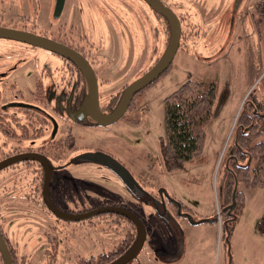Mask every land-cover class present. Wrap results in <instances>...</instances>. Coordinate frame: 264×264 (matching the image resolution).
I'll use <instances>...</instances> for the list:
<instances>
[{"label":"rangeland","instance_id":"obj_1","mask_svg":"<svg viewBox=\"0 0 264 264\" xmlns=\"http://www.w3.org/2000/svg\"><path fill=\"white\" fill-rule=\"evenodd\" d=\"M162 1L181 20L179 46L167 71L143 89L137 107L114 122H70L75 148L52 169L47 183L48 198L57 209L89 215L63 217L43 207L28 189L16 188L10 195L2 192L10 184L0 187V229L21 264L50 259L52 264H75L110 250L132 227L130 214L140 221L143 237L135 251L114 264H264V235L257 228L264 187L236 184L242 205L229 222L228 236L219 217L237 115L242 107L264 113L253 110L256 98L262 101L264 95L256 87V72L264 67V42L255 27L259 0ZM53 3L0 0V20L19 24L23 19L28 26L66 33L89 46L100 103L143 73L166 47L169 29L144 0H65L57 18ZM4 43L0 40V46ZM10 56L3 70L15 68L0 89L11 94L5 83L13 82L24 97L34 88L39 67L58 62L56 55L39 48ZM195 77L217 83L202 160L168 170L164 98ZM256 122L260 133L253 140H264V120ZM177 200L189 210H174ZM107 207L112 209L103 210Z\"/></svg>","mask_w":264,"mask_h":264},{"label":"flooded vegetation","instance_id":"obj_2","mask_svg":"<svg viewBox=\"0 0 264 264\" xmlns=\"http://www.w3.org/2000/svg\"><path fill=\"white\" fill-rule=\"evenodd\" d=\"M153 12H155V15L160 14L154 10ZM0 26L45 36L71 46L88 60L96 74L99 87L91 48L85 46L81 41L71 37L70 39L66 33L45 28L38 29L35 27L36 24L33 23H30L29 27L23 19L19 24H11L0 20ZM0 40L5 41L0 46L1 50L5 51L4 54L0 55V57L3 56V59H0V83L4 82L7 72L15 68V66L10 67L4 71L5 61L20 49L24 51L43 49L47 53L56 55L58 61L55 62V65L45 63L39 67L35 86L30 89L25 97L13 82L5 83V87L9 89L11 94H5L0 89V187L4 188L7 184L11 185L10 190L5 191L3 189L2 192L4 194H14L16 188L20 190L23 188L28 189L30 192L27 194H32L34 197L38 196L43 204L42 206L49 209L43 199L45 172L48 169V183L52 169L58 167L59 162L64 160L68 152L71 151L68 150L69 144L67 141L71 133L72 125H70V122L73 124H84L85 122L95 124L87 113L85 104L88 93L87 82L81 70L59 54L13 38L0 37ZM21 44L24 47H21ZM79 102L80 104H78ZM81 108L84 109V117L79 118L78 114ZM102 110L107 112V109ZM85 117L88 121H84ZM58 140L60 141L53 143ZM54 144L57 147L60 144L63 151L57 157H53V154H51ZM22 154L27 156L21 157ZM38 156H44L48 161V165L46 166L41 162L37 158ZM36 199L35 202L38 200ZM91 208L95 210V207L92 206ZM111 209L107 207L103 210ZM0 233L7 245L12 262V254L15 253L14 248L8 243V239L1 229ZM8 244L12 247V250ZM0 257L2 264L1 253Z\"/></svg>","mask_w":264,"mask_h":264},{"label":"trees","instance_id":"obj_3","mask_svg":"<svg viewBox=\"0 0 264 264\" xmlns=\"http://www.w3.org/2000/svg\"><path fill=\"white\" fill-rule=\"evenodd\" d=\"M255 14L256 33L258 38L264 42V0L257 2ZM157 16L162 17L169 29L167 19L162 14H157ZM166 71L167 69L161 75ZM258 77L256 87L263 89L264 92V67L256 72V78ZM124 87L101 102L102 109H107V112L112 111ZM143 89L133 96L127 109H133L141 103L140 95ZM216 94L217 83L215 79L195 77L186 79L165 96L163 117L164 160L168 170L179 168L186 162L202 160L205 143L204 127L212 115L216 103ZM262 99L264 101V95ZM262 101L256 98L253 110L264 109ZM257 120H264V113L250 112L242 107L236 119L235 136L228 145L225 158L227 175L225 203L222 205L219 214V217L220 215L222 217L221 227H225V236H228L230 232L229 222L236 219L237 212L242 205V191L237 189L236 184L242 182L248 187H264V140H253L254 136L260 133ZM67 141L69 144L68 150L74 149L75 144L71 133ZM58 145L57 147L54 144L53 150L51 149L53 157H57L58 154L63 152L60 144ZM232 194L234 195L233 205L231 203ZM178 208L189 210L188 207L177 200L174 202V210ZM127 221L132 223V227L127 230L124 238L112 249L89 258H79L75 264H111L129 252L139 242L140 229L137 224L135 225L136 222L132 218L129 217ZM257 228L264 235V211L258 221ZM9 247L12 250L10 245ZM12 264H21L15 253L12 254ZM47 264H52V259L48 260Z\"/></svg>","mask_w":264,"mask_h":264},{"label":"water","instance_id":"obj_4","mask_svg":"<svg viewBox=\"0 0 264 264\" xmlns=\"http://www.w3.org/2000/svg\"><path fill=\"white\" fill-rule=\"evenodd\" d=\"M65 0H54L53 3V11L52 15L54 17H58L61 13ZM154 11L162 14L168 21L169 24V37L166 44V47L163 53L159 56V58L150 66L148 67L143 73H141L138 77H136L133 81L127 84L121 95L120 98L115 105L114 109L110 112H104L99 104V94H98V85H97V78L96 74L88 62V60L77 50L68 46L62 42L56 41L54 39L40 36L34 33H30L27 31L22 30H15L10 28H5L0 26V37H8L19 40L21 42H26L28 44L36 45L45 49H48L56 54H59L70 62L75 64L85 76L88 93L86 97V108L87 113L90 115L91 119L97 124H109L117 120L119 117L123 115L125 110L127 109L131 99L133 96L149 85L151 82L156 80L170 65L173 56L179 46L180 36H181V24L178 15L173 11V9L166 5L162 0H144ZM79 118L84 117V109L81 108L78 114ZM21 157L27 155H20ZM19 156V157H20ZM41 162H43L46 166L48 165V161L44 156L37 157ZM47 168V167H46ZM48 169L45 172V179L43 181V199L48 206V208L63 217H71V218H83L89 215L88 213L82 214H66L59 209H57L49 200L47 196V176H48ZM231 203H234V195L231 196ZM99 211V210H98ZM95 212V211H92ZM136 223L140 229L139 235V242L132 247V249L127 252L125 255L117 259L111 264L118 262L119 260L125 258L127 255L131 254L135 251L140 242L142 240V226L140 221L134 217L133 215H129ZM0 253L2 256V264H12L11 257L7 248V245L0 233Z\"/></svg>","mask_w":264,"mask_h":264},{"label":"crops","instance_id":"obj_5","mask_svg":"<svg viewBox=\"0 0 264 264\" xmlns=\"http://www.w3.org/2000/svg\"><path fill=\"white\" fill-rule=\"evenodd\" d=\"M168 41V40H167Z\"/></svg>","mask_w":264,"mask_h":264}]
</instances>
